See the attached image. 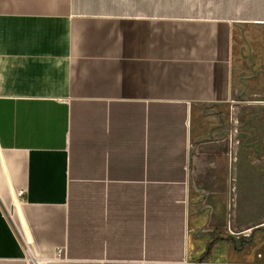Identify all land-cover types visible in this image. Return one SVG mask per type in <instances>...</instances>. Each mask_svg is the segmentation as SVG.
Listing matches in <instances>:
<instances>
[{
  "label": "crops",
  "instance_id": "1",
  "mask_svg": "<svg viewBox=\"0 0 264 264\" xmlns=\"http://www.w3.org/2000/svg\"><path fill=\"white\" fill-rule=\"evenodd\" d=\"M263 75L264 0H0V264H264L199 148Z\"/></svg>",
  "mask_w": 264,
  "mask_h": 264
},
{
  "label": "rangeland",
  "instance_id": "2",
  "mask_svg": "<svg viewBox=\"0 0 264 264\" xmlns=\"http://www.w3.org/2000/svg\"><path fill=\"white\" fill-rule=\"evenodd\" d=\"M262 79V94L256 97L202 108L209 138L200 143V153L229 161L225 227L219 234L232 238L236 249L264 244V75Z\"/></svg>",
  "mask_w": 264,
  "mask_h": 264
}]
</instances>
